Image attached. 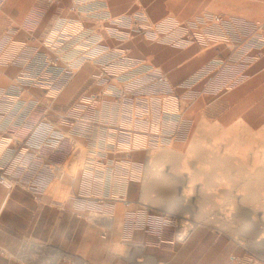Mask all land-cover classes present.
I'll use <instances>...</instances> for the list:
<instances>
[{"label": "rangeland", "instance_id": "374dc122", "mask_svg": "<svg viewBox=\"0 0 264 264\" xmlns=\"http://www.w3.org/2000/svg\"><path fill=\"white\" fill-rule=\"evenodd\" d=\"M10 1L0 0V16L7 6L13 11L24 8L30 16L42 8L38 0ZM188 1L184 15L176 13L181 0H69L63 12L66 17L59 16L56 9L49 10L50 18L41 23L39 37L43 53L31 50L28 54L26 71L31 85L51 89L60 70L74 75L83 65H90L96 95L105 91L114 97L81 99L74 107L93 106V111L100 105L119 107L122 114L118 120L112 115L109 124L134 130L101 133L95 125L87 134L77 130L73 137L67 131L56 136L50 125L55 121L48 118L50 103L34 98L23 102L15 97L0 99V127L15 143L12 162L0 172V185L9 192L23 188L36 196L46 181L74 176L88 160L134 152L143 159L141 177L133 180L137 201L170 222L178 240L213 237L236 245L240 264H264V223L259 224L254 215L251 219L255 206L236 196L232 173L237 166L244 168L252 156L264 159V67L257 65L264 54V19L230 16V10L253 8L245 2ZM171 2L174 13L168 8ZM134 13L141 18H134ZM3 17L0 23L5 25ZM120 18H126L125 24L118 23L127 31L125 47L138 38L143 40L140 51L125 49L126 56L148 58L140 73L136 72L138 65L123 61L102 43L101 28L116 25ZM15 23L7 25H19ZM232 32L236 34L234 40L230 39ZM181 42L199 50L222 44V50L201 68L193 69L180 86L176 82L182 78L173 80L179 89L171 91L165 83L171 70L165 61L166 47L161 45ZM150 48L158 51L156 65L148 57ZM40 55L46 61L37 66ZM116 76L124 87L115 86ZM81 134L91 137L93 146H86ZM54 139L60 146L57 164L49 156L53 148L42 146ZM238 157L244 161L239 162ZM220 161L226 164L219 165ZM94 180L103 190V196L91 200L94 205L110 206L111 199H122L126 176ZM240 192V196L246 194ZM100 210L91 211L89 219H98Z\"/></svg>", "mask_w": 264, "mask_h": 264}, {"label": "crops", "instance_id": "0c3cea01", "mask_svg": "<svg viewBox=\"0 0 264 264\" xmlns=\"http://www.w3.org/2000/svg\"><path fill=\"white\" fill-rule=\"evenodd\" d=\"M38 2L42 3V8L36 9L32 16L24 8L13 11L7 6L2 12L5 25L0 23V99L10 101L15 97L21 98L23 102L34 98L50 103L51 106L47 107L48 118L55 121L50 125L53 126L56 136L67 131L73 137L77 130L87 134L95 125L99 126L97 130L101 133L134 130L118 126L120 124H109L112 115L117 117L122 114L119 107L97 106L103 111H93V106L74 107L81 99L88 100L97 96L93 86V68L90 65H83L79 69L80 73L74 75L72 72L65 73L60 70L51 89L31 85L30 74L26 71L30 65L28 54L31 50L43 53L44 49L39 43L41 23L50 18L49 10L52 9H56L59 16L66 17L63 12L65 3L68 4L69 0ZM187 2L189 1L181 0V9L176 11L177 15L186 13ZM230 2H245L252 4L254 8L233 9L228 11L230 16L254 21L264 19V0ZM168 8L171 13L175 12L173 2L171 8ZM3 16H0V20ZM133 17L140 16L134 13ZM125 19L120 18L115 21L116 25L109 24L101 28V40L107 50H113L123 61L138 65L140 68L136 72L140 73L148 58L136 54L125 55L126 48L129 52H136L143 46V40L138 38L132 46L125 47L127 31L118 26V23L125 24ZM13 21L19 25H7ZM235 37L236 34L232 32L230 39L234 40ZM161 46L166 47L165 61L171 71L167 72L170 78H166L165 83L171 91L174 88L179 89L180 82L192 74L193 69L201 68L210 56H215L222 50V44L200 50L191 49L192 45L184 42L174 46ZM149 50L151 53L148 57L156 65L158 51L154 52L152 48ZM43 57L40 55L35 65L44 63L46 59ZM257 65L264 67V54ZM119 76L113 82L117 87H124ZM178 78H182L176 82L180 85L176 84L174 87L173 80L178 81ZM180 89L185 90L183 87ZM97 97L108 100L114 96L103 91ZM42 125L47 127L45 123ZM6 132L0 127V172L9 166L15 152V143ZM80 136L84 138L86 146H93L91 137H85L84 134ZM44 143L42 146L49 145V148H53L49 153L50 159L56 164L59 163L61 156L56 154L60 147L57 139L49 141L48 144ZM135 155L134 152H120L116 155L106 154L98 160H88L85 168L78 170L74 176L71 174L60 180L46 181L40 194L36 196L23 188L9 192L0 185V264H23V261L27 264H240V253L236 245L230 246L213 237L201 241L200 238L180 241L176 238L170 222L159 218L153 209L137 201L139 195L137 196L136 182L133 180L141 177L143 159ZM109 163L113 165L109 166ZM118 164L121 166H117ZM113 176L127 177L124 191H121L122 199H111L110 206L94 205L91 202L94 196H103L102 188L94 179ZM98 208L102 215L98 219L90 220L89 213L98 211ZM104 213H108V216H104Z\"/></svg>", "mask_w": 264, "mask_h": 264}, {"label": "bare ground", "instance_id": "6f19581e", "mask_svg": "<svg viewBox=\"0 0 264 264\" xmlns=\"http://www.w3.org/2000/svg\"><path fill=\"white\" fill-rule=\"evenodd\" d=\"M261 149H263V148H261ZM240 158L241 159H239V157H238L239 162L241 161V163H242V161H244L243 157H240ZM248 162L249 163H247V165L244 166V168L237 166V168L235 167V169H233L232 173H233V176L235 178L234 185L237 188L236 196H238L239 198L241 197V200L244 199V201L246 203L253 204L255 206V207L253 206L254 211H251L252 214L250 217L252 219V218H254V217H252V215L256 216L260 220L259 224H261V222L264 223V221H263L264 220V159H263V157H262V159H260L258 156H252L251 159H248ZM224 164H226L225 161L219 162V165H224ZM213 167H214V165H213ZM209 173L210 172H208V174ZM205 175H207V174H205ZM190 178H191V176L189 175L188 176L189 181L191 180ZM239 191L244 192L246 194L240 196V194L238 193ZM184 194H186V193H183L182 196ZM185 196H187V195H185ZM259 209H261V212L259 211Z\"/></svg>", "mask_w": 264, "mask_h": 264}]
</instances>
